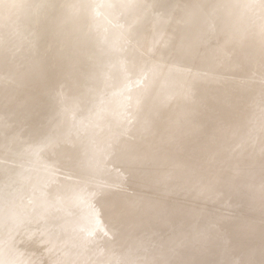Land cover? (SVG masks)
<instances>
[{
  "label": "rangeland",
  "instance_id": "1",
  "mask_svg": "<svg viewBox=\"0 0 264 264\" xmlns=\"http://www.w3.org/2000/svg\"><path fill=\"white\" fill-rule=\"evenodd\" d=\"M115 1L0 0V264H264V0Z\"/></svg>",
  "mask_w": 264,
  "mask_h": 264
},
{
  "label": "bare ground",
  "instance_id": "2",
  "mask_svg": "<svg viewBox=\"0 0 264 264\" xmlns=\"http://www.w3.org/2000/svg\"><path fill=\"white\" fill-rule=\"evenodd\" d=\"M80 1H81V0H80ZM95 1H96V0H95ZM110 1H111V0H110ZM116 1H117V0H116ZM116 1H115V2H116ZM123 1H124V0H123ZM126 1H127V0H125V2H126ZM134 1L137 2L136 0H134ZM202 1H203V0H202ZM216 1H217V0H216ZM78 2H79V1H78ZM118 2H122V1H118ZM140 2H141V1H140ZM140 2H139V4H141ZM144 2H145V1H144ZM207 2H210V3L212 4L211 0H210V1L207 0ZM213 2H214V1H213ZM96 3H97V2H96ZM113 3H114V2H113ZM204 3H205V2H204ZM210 3H209V4H210ZM82 4H83V3H82ZM110 4H111V3H110ZM121 4H123V3H121ZM130 4H131V3H130ZM134 4H135V3H133V4H131V5L134 7V6L136 5V4H135V5H134ZM205 4H206V3H205ZM211 4H210V5H211ZM215 4H218V3H215ZM83 5H84V4H83ZM100 5H101V4H100ZM113 5H114V4H113ZM80 6H81V4H80ZM87 6H88V5H87ZM90 6H91V5H90ZM93 6H94V5H93ZM96 6H97V5H96ZM119 6H120V5H119ZM121 6H122V5H121ZM126 6H127V5H126ZM140 6H141V5H140ZM217 6H218V5H217ZM217 6H215V7H217ZM85 7H86V6H85ZM91 7H92V6H91ZM97 7H100V6H97ZM123 7H124V5H123ZM130 7H131V6H130ZM130 7H129V8H130ZM204 7H205V5H204ZM208 7H209V5H208ZM102 8H103V6H102ZM114 8H115V7H114ZM205 8H207V6H206ZM209 8H211V7H209ZM218 8H219V7H218ZM218 8H217V9H218ZM104 9H106V8L104 7ZM107 9H108V8H107ZM116 9H117V8H116ZM201 9H202V8H201ZM215 9H216V8H215ZM82 10H83V8H82ZM117 10H118V9H117ZM125 10H126V9H125ZM202 10H203V9H202ZM210 10H211V9H210ZM220 10H221V8H220ZM57 11H58V10H57ZM101 11H102V10H101ZM109 11H110V10H109ZM111 11H112V10H111ZM126 11H128V10H126ZM203 11H204V10H203ZM206 11H207V10H206ZM218 11H219V10H218ZM225 11H226V10H225ZM60 12H61V11H60ZM106 12H108V11L106 10ZM113 12H114V9H113ZM113 12H111V13H113ZM116 12H117V11H116ZM130 12H132V11H130ZM201 12H202V11H201ZM204 12H205V11H204ZM79 13H80V12H79ZM100 13H101V12H100ZM179 13H180V12H179ZM205 13H206V12H205ZM59 14H60V13H59ZM96 14H97V13H96ZM96 14H95V15H96ZM107 14H108V13H107ZM118 14H119V13H118ZM122 14L125 15V14H127V13L125 12V13H122ZM180 14H182V13H180ZM191 14H192V13H191ZM203 14H204V13H203ZM211 14H212V13H211ZM214 14H216V13H214ZM98 15H99V14H98ZM105 15H106V14H105ZM131 15H132V14H131ZM176 15H177V14H176ZM176 15H174V16H176ZM178 15H179V14H178ZM199 15H200V14H199ZM206 15H208V13H207ZM216 15H217V17H218L219 14H216ZM225 15H226V14H225ZM69 16H70V15H69ZM78 16H79V15H78ZM96 16H97V15H96ZM100 16H101V15H100ZM118 16H119V15H118ZM127 16H128V15H127ZM195 16H196V15H195ZM195 16H194V17H195ZM201 16H202V15H201ZM97 17H99V16H97ZM97 17H96V19H97ZM112 17H113V16H112ZM129 17H130V16H129ZM180 17H181V19H182L183 15H180ZM180 17H177V18H180ZM184 17H185V16H184ZM206 17H207V16H206ZM209 17H210V15H209ZM212 17H213V16H212ZM64 18H65V17H64ZM69 18H70V17H69ZM100 18H101V17H100ZM102 18H103V16H102ZM105 18H107V17H105ZM117 18H118V17H117ZM119 18H120V17H119ZM121 18H122V17H121ZM124 18H127V17H124ZM124 18H123V19H124ZM133 18H134V17H133ZM213 18H214V17H213ZM71 19H72V18H71ZM98 19H99V18H98ZM114 19H115V18H114ZM129 19H130V18H129ZM168 19H169V17H168ZM172 19H173V18H172ZM172 19L170 20L171 22H172ZM174 19H175V18H174ZM174 19H173V20H174ZM181 19H180V20H181ZM190 19H191V18H190ZM190 19H189V20H190ZM194 19H195V18H194ZM216 19H218V18H216ZM220 19H221V18H220ZM109 20H110V18H109ZM109 20H108V21H109ZM115 20H116V19H115ZM125 20H126V19H125ZM127 20H128V18H127ZM127 20H126V21H127ZM130 20H131V19H130ZM177 20H178V19H177ZM183 20H185V19H183ZM60 21H61V20H60ZM63 21H65V20L63 19ZM105 21H107V20L105 19ZM112 21H114V20H112ZM117 21H118V20H117ZM136 21H138V20H136ZM141 21L143 22V20H141ZM187 21H188V20H187ZM190 21H191V20H190ZM190 21H188V22H190ZM202 21L204 22V20H202ZM214 21H215V20H214ZM97 22H98V21H97ZM99 22H101V21L99 20ZM166 22H167V21H166ZM174 22H175V20H174ZM176 22H177V21H176ZM179 22H180V21H179ZM185 22H186V21H185ZM109 23H110V22H109ZM111 23H113V22H111ZM116 23H117V22H116ZM134 23H135V22H134ZM139 23H140V22H139ZM153 23H154V20H153ZM172 23H173V22H172ZM195 23H196V22H195ZM195 23H194V24H195ZM209 23H210V22H209ZM126 24H127V23H126ZM141 24H142V23H141ZM149 24H150V23H149ZM149 24H147V25H149ZM168 24H169V23H168ZM175 24H177V23H175ZM196 24H197V23H196ZM210 24H211V23H210ZM217 24H218V23H217ZM98 25H99V24H98ZM98 25H97V26H98ZM128 25H129V24H127V26H128ZM136 25H138V24H136ZM145 25H146V24H145ZM145 25H144V26H145ZM151 25H152V24H151ZM153 25H154V24H153ZM178 25H179V23H178ZM213 25H214V24H213ZM107 26H108V25H107ZM141 26H143V24H142ZM165 26H166V24H165ZM180 26H181V25H180ZM216 26H217V25H216ZM26 27H28V26H26ZM29 27H30V26H29ZM115 27H116V26H115ZM121 27H122V26H120V28H121ZM129 27H132V26L130 25V26H128V28H129ZM133 27H134V25H133ZM135 27H136V26H135ZM138 27H139V26H138ZM138 27H136V28H138ZM151 27L153 28V26H151ZM156 27H157V26H156ZM167 27H169V25H168ZM167 27H166V29H167ZM97 28H98V27H97ZM111 28H112V27H111ZM126 28H127V27H126ZM26 29H27V28H26ZM98 29H99V28H98ZM117 29H118V28H117ZM138 29H139V28H138ZM141 29H142V28H141ZM146 29H147V27H146ZM162 29H163V28H162ZM208 29H210V28H208ZM216 29H217V28H216ZM28 30H29V29H27L26 32H27ZM102 30H103V29H102ZM112 30H114V29H112ZM118 30H119V29H118ZM133 30H134V28H133ZM139 30H140V29H139ZM142 30H143V29H142ZM144 30H145V29H144ZM154 30H155V29H154ZM174 30H175V29H174ZM29 31L32 32L31 29H30ZM96 31H97V30H96ZM96 31H95V32H96ZM137 31H138V30H137ZM152 31H153V30H152ZM155 31H156V30H155ZM158 31H159V30H158ZM167 31H168V30H167ZM30 32H28V33H30ZM110 32H111V31H110ZM138 32H139V31H138ZM138 32H137V33H138ZM146 32H147V31H146ZM153 32H154V31H153ZM165 32H166V31H165ZM171 32H172V31H171ZM108 33H109V32H108ZM139 33H140V32H139ZM154 33H156V32H154ZM161 33H162V32H161ZM169 33H170V32H169ZM169 33H168V34H169ZM213 33H214V32H213ZM218 33H219V31H218ZM95 34H96V33H95ZM111 34H112V33H111ZM118 34H119V33H118ZM123 34H124V32H123ZM148 34H149V33H148ZM176 34H177V32H176ZM179 34H180V33H179ZM101 35H103V34H101ZM163 35H164V34H163ZM90 36H91V35H90ZM94 36H95V35H94ZM139 36H141V34H140ZM151 36H152V33H151ZM159 36H160V35H159ZM88 37H89V36H88ZM88 37H87V38H88ZM105 37H106V36H105ZM114 37H115V35H114ZM141 37H142V36H141ZM154 37H155V36H154ZM161 37H162V36H161ZM228 37H229V36H228ZM139 38H140V37H139ZM146 38H148V37H146ZM152 38H153V37H152ZM152 38H151V39H152ZM163 38H164V37H163ZM170 38H172V36H170ZM176 38H177V36H176ZM94 39H95V38H94ZM112 39H113V38H112ZM134 39H135V38H134ZM141 39H142V38H141ZM161 39H162V38H161ZM161 39H160V41H161ZM177 39H178V38H177ZM180 39H181V38H179V40H180ZM100 40H101V39H100ZM148 40H149V39H148ZM156 40H158V39H156ZM156 40H155V41H156ZM164 40H165V39H164ZM170 40H172V39H170ZM179 40H177V41L174 40V41L178 43ZM93 41H94V40H93ZM90 42H92V41H90ZM142 43H144V41H143ZM172 43H173V41H172ZM228 43H229V42H228ZM148 44H149V43H148ZM170 44H171V42H170ZM178 44H179V43H178ZM95 45H97V44H95ZM95 45H94V46H95ZM142 45H143V44H142ZM173 45H174V44H173ZM173 45H172V46H173ZM241 45H242V44H241ZM97 46H98V45H97ZM140 46H141V45H140ZM158 46H159V45H158ZM145 47H148V46H145V45H144V48H145ZM151 47H152V46H151ZM176 47H177V46H176ZM245 47H246V46H245ZM144 48H143V50H144ZM96 49H97V48H96ZM126 49H127V46H126ZM139 49H140V48H139ZM141 49H142V48H141ZM230 49H231V47H230ZM97 50H98V49H97ZM123 50H124V52H125V49H123ZM143 50H141V51H143ZM120 51H121V50H120ZM152 51H153V50H152ZM122 54H123V53H122ZM173 54H174V53H173ZM118 55H119V53H118ZM167 55H168V54H167ZM102 56H103V55H102ZM244 57H245V56H244ZM124 58H125V57H124ZM204 58H205V57H204ZM110 59H111V58H110ZM153 59H154V58H153ZM205 59H206V58H205ZM227 59H228V58H227ZM244 59H245V58H244ZM41 60H42V58H41ZM41 60H40V62L43 61V60H42V61H41ZM112 60H113V59H112ZM160 60H162V59H160ZM38 61H39V60H38ZM199 61H200V60H199ZM201 61H202V60H201ZM40 62H39V63H40ZM110 62H111V60H110ZM117 62H119V61H117ZM253 62H254V61H253ZM36 63H38V62H36ZM39 63H38L37 65H34V69H38V70H39V68H43L42 66H39V65L42 64V63H40V64H39ZM127 63H128V62H127ZM160 63H161V62H160ZM175 63H176V62H175ZM194 63H195V62H194ZM203 63H204V62H203ZM117 64H118V63H117ZM42 65H43V64H42ZM107 65H108V64H107ZM201 65H202V64H201ZM250 65H251V64H250ZM114 66H115V65H114ZM117 66H118V65H117ZM123 66H124V64L122 65V67H123ZM119 67H120V66H119ZM126 67H128V66H126ZM116 68H118V67H116ZM120 68H121V67H120ZM118 69H119V68H118ZM111 70H112V69H111ZM206 70H207V69H206ZM164 71H165V70H164ZM109 72H110V71H109ZM109 72H108V73H109ZM196 74H197V73H196ZM117 75H118V74H117ZM197 75H199V74H197ZM164 77H165V75H164ZM138 78H139V77H138ZM114 79H115V77H114ZM207 81H208V80H207ZM109 83H110V82H109ZM114 83H115V82H114ZM122 83H123V82H122ZM124 83H125V82H124ZM157 83H158V82H157ZM208 84H209V82H208ZM208 84H207V85H208ZM110 85H111V84H110ZM112 85H113V84H112ZM204 85L207 86L206 84H204ZM119 87H120V86H119ZM125 87H126V86H125ZM127 87H128V86H127ZM157 87H158V86H157ZM160 88H161V87H160ZM171 88H173V86H172ZM121 89H122V88H121ZM123 90H124V89H123ZM125 90H126V89H125ZM211 90H212V89H211ZM126 91H127V90H126ZM172 91H173V89H172ZM172 91H171V92H172ZM177 91H178V90H177ZM186 91H187V90H186ZM124 92H125V91H124ZM161 92H162V91H161ZM168 92H169V91H168ZM171 92H170V93H171ZM183 93H184V92H183ZM168 94H169V93H168ZM178 94H179V93H178ZM185 94H186V93H185ZM185 94L183 95L184 97H185ZM149 95H150V94H149ZM179 95H180V94H179ZM181 95H182V94H181ZM187 95H188V94H187ZM187 95H186V96H187ZM183 96H182V97H183ZM263 108H264V107H263ZM259 111H260V110H259ZM257 112H258V111H257ZM262 112H263V111H262ZM242 114H243V113H242ZM254 130H255V129H254ZM263 134H264V133H263ZM249 142H251V141L249 140ZM263 146H264V145H263ZM255 147H256V146H255ZM261 147H262V146H261ZM260 154H261V153H260ZM249 156H250V155H249ZM255 157H256V156H255ZM262 157H263V156H262ZM262 157H261V158H262ZM246 158H247V157H246ZM253 158H254V156H253ZM257 158H259V157H257ZM251 161H252V160H251ZM255 164H256V163H255ZM3 170H4V169H3ZM3 170H1V171H3ZM5 173H6V172H5ZM1 175H2V174H1ZM2 176H3V175H2ZM14 176H15V175H14ZM4 177H5V176H4ZM10 177H11V176H10ZM8 178H9V177H8ZM11 178H12V177H11ZM11 178H9L8 181H11V180H12ZM2 179H4V178H2ZM10 179H11V180H10ZM4 180H5V179H4ZM4 180H3V182H4ZM0 182H2V180H1ZM12 182H14V180H12ZM15 182H16V180H15ZM17 182H18V183H17ZM17 182H16V183H17L20 187H19V189H17V191H15L16 189H12V188H10V189L12 190V193H13L14 191H15L16 193H18V190H21L20 188L23 187L22 185H20L21 180H20V182H19L18 179H17ZM7 183H8V182H7ZM0 184H2V183H0ZM22 184H23V183H22ZM8 185L11 186V185H13V184L11 183V185H10V184H8ZM0 186H1L2 189H3L4 186H2V185H0ZM5 187H6V185H5ZM11 187H12V186H11ZM13 187L15 188L16 185H14ZM2 189H1V190H2ZM6 189H7V188H6ZM8 189H9V188H8ZM8 189H7V190H8ZM25 189H26V188H25ZM1 190H0V191H1ZM3 190L5 191V189H3ZM13 190H14V191H13ZM1 192H2V193H1L0 195L3 194V191H1ZM8 192H9V191H8ZM10 192H11V191H10ZM10 192H9V193H10ZM19 192H21V191H19ZM25 192H26V191H25ZM5 193H6V192H5ZM5 193H4V194H5ZM6 194H8V193H6ZM18 194H19V193H18ZM22 194H23V193H22ZM13 195H14V194H13ZM13 195H12V197L15 196V195H14V196H13ZM3 196L5 197V195H3ZM6 196H8V195H6ZM17 196H19V195H17ZM15 197H16V196H15ZM20 198H21V197H20ZM25 198H26V197H25ZM25 198H22V199L24 200V203H25V201H26ZM47 198H48V197H47ZM0 199H1V196H0ZM3 199H5V198H3ZM6 200H7V199H6ZM6 200H5V201H6ZM19 200H20V199H19ZM29 200H30V198H29ZM40 200H41V199H40ZM43 200H44V199H43ZM5 201H4V203H5ZM13 201H16V200L14 199ZM16 202H18V201H16ZM20 202H22V201H20ZM27 202H28V201H27ZM48 202H49V201H48ZM0 203H2V202H0ZM18 203H19V202H18ZM35 203H36V202H35ZM44 203H45V202H44ZM5 204H6V203H5ZM16 204H17V203H16ZM21 204H22V203H21ZM1 205H2V204H1ZM7 205H8V204H7ZM10 205H11V207H12V204H10ZM18 205H19V204H18ZM18 205H16V206H18ZM33 205H34V204H33ZM52 205H53V203L51 204V206H52ZM54 205L56 206L55 208H57V209H58V208L60 209V207L63 206V205H62V206H58V207H57L56 204H54ZM58 205H59V204H58ZM20 206H21V205H20ZM24 206H25V205H24ZM24 206H23V207H24ZM31 206H32V205H31ZM51 206H50V207H51ZM14 207H15V206H14ZM21 208H22V207H21ZM24 208H25V207H24ZM27 208H28V210H30L28 206H27ZM33 208H34V207H33ZM36 208H37V205H36ZM52 208H54V206L51 207L50 209H52ZM64 208H65V206H63L61 210H63ZM3 209H5V208H3ZM6 209H7V207H6ZM25 209H26V208H25ZM50 209H49V210H50ZM59 209H58V212H59ZM23 210H24V209H23ZM31 210H32V208H31ZM31 210H30V212H31ZM36 210H37V209H36ZM38 210H39V209H38ZM52 210H53V209H52ZM52 210H51V212H52ZM64 211H65V209H64ZM1 212H2V210H1ZM6 212H8V210H6ZM19 212H21V210H19ZM24 212H26V210H24ZM2 213H3V212H2ZM4 213H5V212H4ZM34 213H35V209H34ZM45 213H46V212H45ZM52 213H53V212H52ZM52 213L49 212V214H52ZM55 213L58 214V213H57V210H56V212H54V213L51 215V217H52V216L55 217V216H56ZM6 214H7V213H6ZM39 214H40V210H39ZM49 214H48V216H46V217H50ZM62 214H63V213H62ZM33 215H34V214H33ZM42 215H43V214H42ZM54 215H55V216H54ZM58 215H59V214H58ZM14 216H15V215H14ZM16 216H17V215H16ZM27 216H29V215H27ZM31 216H32V215H31ZM61 216H62V215H61ZM61 216H60V217H61ZM2 217H3V216H2ZM12 217H13V216H12ZM32 217H33V216H32ZM32 217H31V218H32ZM36 217H37V215H36ZM42 217H43V216H42ZM60 217H58V218H60ZM62 217H63V216H62ZM62 217H61V218H62ZM15 218H16V217H15ZM31 218L29 217L30 220H32ZM38 218H39V217H38ZM55 218H56V217H55ZM55 218H54V221H55ZM0 219H1V218H0ZM4 219H5V216H4ZM13 219H14V218H13ZM26 219L28 220V218H26ZM34 219L36 220L37 218L34 217ZM34 219H33V221H35ZM44 219H46V218H44ZM44 219H42L43 222H39L38 219H37V221L39 222V228L41 227V226H40L41 224H42V226H43L47 221H48V222L50 221V220H47V221H46V220H44ZM51 219H52V218H51ZM75 220H76V219L71 220V222L68 223V224H70V225L72 226L71 223H72V221H73V223L75 222V223H74L75 225H77V222H78V223L82 222L81 224L84 225V220H83V219H77V221H75ZM13 221H14V220H13ZM13 221H12V223H13ZM16 221H17V220H16ZM16 221H15L14 223H16V226L19 227V225H17V224H19V223H17ZM24 221H25V220H24ZM52 221H53V220H52ZM52 221H51V223H52ZM54 221H53V222H54ZM57 221H60V219H57V220L54 222V224L57 223ZM4 222H5V221H4ZM8 222H9V221H8ZM19 222H20V221H19ZM48 222H47V223H48ZM60 222H61V221H60ZM62 222H63V221H62ZM2 223H3V222H2ZM26 223H27V222H26ZM33 223H36V221L33 222ZM33 223H32V221H31L30 224H33ZM43 223H44V224H43ZM49 223H50V222H49ZM49 223H48V224H49ZM3 224H4V223H3ZM5 224H6V223H5ZM10 224H11V223H10ZM27 224H28V223H27ZM48 224H47V225H48ZM58 224H59V223H58ZM58 224H56V227H58ZM61 224H62V223H60V225H61ZM74 224H73V226H74ZM81 224H78L79 227L76 226V227L80 228V230H81V227H82ZM14 225H15V224H14ZM20 225H22V223H21ZM49 225H50V224H49ZM52 225H53V224H51L50 227L54 228L55 230L52 229V228H49L48 226H47V227H48V229H50V231H51V230H53L54 232L56 231L57 234H56V232H55L54 234H56L57 236L54 235V234L52 233L53 231H51V233H50L49 230H48V233H46L47 231H44L45 229H47L46 225H44V227H43L44 230H42V231H40V232H39V230H38V232H39L40 234H39V233H36V234L41 235L42 238H45V239H46L45 241L47 242V245H48V243L50 242V241L48 242L47 238L49 239V237L52 236V238L50 237V240H52V241H51L52 244H50V245H56V244H57V247H58V245H60L59 243H61V242H59V243L56 242L57 240L59 241V239H56V237L58 238V237L60 236V235H59L60 233H58V232L61 230L60 228L63 229V227L61 226V227H59V228H56V227H53V226H55V225H53V226H52ZM80 225H81V227H80ZM3 226H4V225H3ZM25 226H27V225L25 224ZM66 226H68V225H66ZM0 227H1V226H0ZM6 227H7V226H6ZM45 227H46V228H45ZM12 228H13V227H12ZM66 228L68 229L69 227H66ZM66 228H64V229H66ZM9 229H10V228H9ZM41 229H42V228H41ZM58 229H59V230H58ZM67 229H66V231H68ZM69 229H70V228H69ZM74 229H75V230H74L75 232H79V231H80V230H78L77 228H75V226H74ZM76 229H77V230H76ZM2 230H3V228H2ZM13 230H14V229H13ZM64 231H65V230H64ZM64 231H63V232H64ZM31 232H32V231H31ZM41 232H42V233L45 232V233H43L44 237H43V235L41 234ZM63 232L61 231V233H63ZM69 232H70V231H69ZM49 233L52 234V235H50ZM64 233H65V232H64ZM64 233H63V234H64ZM66 233H67V232H66ZM85 233H89V234H91L90 231H89V232H86V231H85ZM85 233H84V231H83V232H82L83 235H82V236L80 235V236H81L82 238H85V237H84V236H86V235H84ZM46 234H47V235L49 234V236L47 237ZM70 234L72 235V229H71V233H70ZM74 234H76V235H74ZM74 234H73L72 236H76V237L78 238V235L81 234V232H80L79 234H78V233H74ZM89 234H87L88 240L91 239V238L89 239ZM25 235H27V234H25ZM38 235H37V236H38ZM45 235H46V237H45ZM53 235L56 236V237H55V240H56V241H53V239H54ZM64 235L66 236V234H64ZM64 235H61V236H64ZM68 235H69V234H68ZM28 236H29V234H28ZM69 236H70V235H69ZM69 236H68V237H69ZM80 236H79V238H80ZM6 237H7V236H6ZM39 237H40V236H39ZM90 237H91V236H90ZM4 238H5V237H4ZM42 238L40 237L41 240H42ZM62 238H64V237H62ZM71 238L73 239V237H71ZM71 238H70V239H71ZM79 238L77 239V241L81 240L80 242L82 243L83 239H82V238L79 239ZM17 239H18V238H17ZM65 239H66V237H65ZM72 239H71V240H72ZM74 239H75V237H74ZM86 239H87V238H86ZM86 239H84L85 241H83V242L85 243V244H84V243H83V244H84L86 247H85L84 245H81V246H83V247H81V246L79 245L80 248H82V249H83V248L87 249V246H90L89 244L92 243L91 240H93L94 242H95V240H96V239H91V240H90V243H89L88 245H86V243H88ZM15 240H16V238H15ZM60 240H61V238H60ZM75 240H76V239H75ZM75 240H74V241H75ZM43 241H44V239H43ZM61 241H62V240H61ZM63 241H64V240H63ZM63 241H62V242H63ZM68 241H69V239H68ZM33 242H34V241H33ZM53 242H54V243H53ZM55 242H56V243H55ZM64 242H65V241H64ZM24 243H25V242H24ZM27 243H28V242H27ZM78 243H79V242H78ZM44 244H45V242H44ZM64 244H65V243H64ZM67 244H68V243H67ZM67 244H66V245H67ZM79 244H80V243H79ZM95 244H96V242H95ZM95 244L92 243L91 245L93 246V245H95ZM6 245H7V244H6ZM62 245H63V243H62ZM77 245H78V244H77ZM98 245H99V243H98ZM44 246H45V245H44ZM92 246H91V248L89 247V248L91 249V251H92L93 248H94L95 246H97V245H95L93 248H92ZM9 247H10V246H9ZM54 247H56V246H54ZM60 247H61V245L59 246V249H61ZM99 247H100V245H99L98 247H95L93 251H96L95 249H96V248L98 249ZM50 248H51V247H50ZM80 248H79V249H80ZM100 248H101V250H103V252H104V254H105V255H104V254H103V255L106 257V256H107V255H106V251H104V249L102 248V246H101ZM48 249H49V248H48ZM56 249H57V248H56ZM82 249H80V250H82ZM85 249H83L84 253H85V251L88 252L87 250H90V249H87V250H85ZM13 250H14V249H13ZM46 250H47V249H46ZM62 250H63V249H61V252L58 250V251L60 252V254L63 253L64 250H63V251H62ZM98 250H99V249H98ZM101 250H100V251H101ZM19 251H20V250H19ZM44 251H45V250H44ZM47 251H48V250H47ZM49 251H50V250H49ZM93 251H92V252H93ZM100 251H99V252H100ZM10 252H11V251H10ZM51 252H52V249H51ZM54 252H55V251H54ZM103 252H102V253H103ZM49 253H50V252H49ZM56 253H57V250H56ZM93 253L96 254V255L98 254L97 252H96V253L93 252ZM93 253H92V255H91V253H90V255L93 256V255H94ZM100 253H101V252H100ZM3 254H4V252H3ZM6 254H7V253H6ZM51 254H52V253H51ZM88 254H89V253H88ZM107 254H109V252H107ZM56 255H57V254H56ZM96 255L93 256V257H96ZM99 255H101V254H98L97 257H98ZM18 256H19V255H18ZM50 256H51V255H50ZM60 256H63V254L60 255ZM53 257H54V255H53ZM97 257H96V258H97ZM100 257H103V256H100ZM108 257H109V255H108ZM108 257H107V258H108ZM23 258H24V257H23ZM35 258H36V257H35ZM96 258H95V259H96ZM37 259H38V258H37ZM91 259H92V258H91ZM93 259H94V258H93ZM97 259H99V258H97ZM43 260H44V259H43ZM61 260H62V259H61ZM61 260H60V262H62ZM29 261H30V260H29ZM56 261H57V260H56ZM56 261H54V263H55ZM10 262H11V261H10ZM23 262H25V261H23ZM26 262H28V261H26ZM58 262H59V261H58ZM37 263H38V262H37ZM56 263H57V262H56ZM50 264H52V263H50ZM57 264H58V263H57ZM60 264H61V263H60ZM62 264H66V263H62Z\"/></svg>",
  "mask_w": 264,
  "mask_h": 264
},
{
  "label": "water",
  "instance_id": "3",
  "mask_svg": "<svg viewBox=\"0 0 264 264\" xmlns=\"http://www.w3.org/2000/svg\"><path fill=\"white\" fill-rule=\"evenodd\" d=\"M32 30H33V29H32ZM48 33H51V31L49 30ZM0 61H2V60H0ZM36 72H37V71L34 72V75H37V74H35ZM66 82H68V81H66ZM113 234H114V233H113ZM116 237H117V236H116ZM101 239H102V238H101ZM121 242H122V239L120 238V243H121Z\"/></svg>",
  "mask_w": 264,
  "mask_h": 264
}]
</instances>
